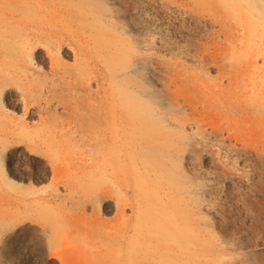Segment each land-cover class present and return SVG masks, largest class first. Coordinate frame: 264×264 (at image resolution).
Segmentation results:
<instances>
[{"label": "rangeland", "instance_id": "rangeland-1", "mask_svg": "<svg viewBox=\"0 0 264 264\" xmlns=\"http://www.w3.org/2000/svg\"><path fill=\"white\" fill-rule=\"evenodd\" d=\"M248 9L245 0H102L98 7L101 51L106 56L123 53L120 70L145 74L161 106L174 109L172 119L186 136L174 150L179 175L186 173L188 180L181 200L197 201L193 217L199 218L198 224L202 218V224L197 228L194 223L196 231L204 225L214 232L208 237V228H201L199 239H219L204 250L205 258L215 264H264V134L251 135L209 107L225 101V95L235 105L264 96L252 89L256 76L258 88L264 85L260 75L264 77V54L255 57L251 48L259 41L250 35ZM253 19V30L260 36L262 22L257 16ZM80 21L91 46L96 35L91 15ZM53 44L47 39L39 48ZM248 58L257 60V71H244L238 81ZM41 72L43 86L36 88L27 87L16 72L0 80V264H65L59 226L70 213L89 219L96 214L112 217L115 212L113 208L102 213L86 203L85 183L92 175L77 171V151L73 152L69 136L19 132L22 126L34 129L43 122L52 126L61 114L66 116L71 90L48 92L58 75L46 67ZM26 109L32 113L26 115ZM42 110L52 115L46 118ZM217 255L224 259L217 260Z\"/></svg>", "mask_w": 264, "mask_h": 264}, {"label": "bare ground", "instance_id": "bare-ground-1", "mask_svg": "<svg viewBox=\"0 0 264 264\" xmlns=\"http://www.w3.org/2000/svg\"><path fill=\"white\" fill-rule=\"evenodd\" d=\"M245 2L252 26L250 35L259 41L255 44L252 40L251 48L255 57L262 56L264 0ZM101 3L102 0H0V41L4 43L0 45V80L16 72L23 75L21 80L25 79L27 87H41V69L46 67L58 75V80L47 86L48 92L71 90L64 107L66 116L61 114L52 126L43 122L34 129L22 126L19 132L35 137L69 136L73 152L77 151V171L88 170L92 175L89 184L85 183L86 203L102 213L115 210L108 218L96 214L88 219L70 213L66 223L59 226L65 264H215L204 254L215 239H199L204 225L198 231L193 228L199 219L193 217L197 201L185 203L180 196L188 180L186 173L179 175L174 150L186 136L172 119L174 109L161 106L146 75L138 69L130 74L120 70L123 53L114 51L106 56L101 51ZM89 14L96 33L91 46L80 21ZM253 16L262 22L260 36L253 30ZM47 39H53L54 47L39 48ZM256 62L255 58L244 60L245 68L238 81L244 71H257ZM256 77L252 89L259 95L264 85L258 88L260 81ZM106 83L108 88L103 87ZM225 96V101L214 100L209 105L210 112L233 120L251 135L264 134V96H256L247 105H235ZM24 113L32 112L26 109ZM41 113L46 118L52 115L47 110ZM205 228L207 235L203 236H212L214 232ZM215 251L220 255V249L216 247ZM219 255L216 259L223 260ZM57 256L63 257L60 250Z\"/></svg>", "mask_w": 264, "mask_h": 264}]
</instances>
